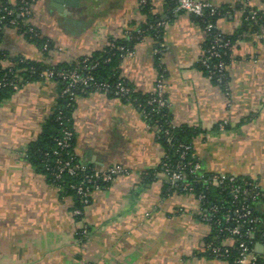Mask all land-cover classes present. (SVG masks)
Wrapping results in <instances>:
<instances>
[{
  "label": "crops",
  "instance_id": "1",
  "mask_svg": "<svg viewBox=\"0 0 264 264\" xmlns=\"http://www.w3.org/2000/svg\"><path fill=\"white\" fill-rule=\"evenodd\" d=\"M203 1L221 9L215 24L230 38L224 86L199 66L203 24L169 0H145L146 11L140 0H35L29 22L53 48L42 52L4 26L0 51L7 59L70 65L127 30L164 21L159 40L146 34L120 58L119 77L150 93L162 71L171 123L197 130L191 145L201 170L264 187V0ZM60 90L58 81H31L0 102V264H230L202 250L210 226L199 219L192 193L168 185L156 128L139 107L112 94L76 97L74 151L87 167L119 164L127 172L93 189L83 216L73 215V195L51 184L26 154ZM84 224L87 235L79 238Z\"/></svg>",
  "mask_w": 264,
  "mask_h": 264
},
{
  "label": "built area",
  "instance_id": "2",
  "mask_svg": "<svg viewBox=\"0 0 264 264\" xmlns=\"http://www.w3.org/2000/svg\"><path fill=\"white\" fill-rule=\"evenodd\" d=\"M140 1L141 3L145 2V0ZM34 2L35 0H19L18 5H16L15 2H10V0H0V24L5 22L6 26L15 28L22 36L28 34L29 39L42 38L37 27L29 22ZM169 2L174 6L175 10L190 13L200 19L212 17L219 13L218 7L203 0H169ZM255 15L256 13L253 12L250 18L254 19ZM164 23V21L155 22L149 26V29L154 30L157 34L161 33ZM203 26L208 41L203 48L199 66L210 80H214L218 85H225L227 70L225 57L230 46V39L211 20L203 21ZM21 27L24 29L19 31ZM143 31L140 29L136 30L137 33H143ZM128 35L129 31L127 30L125 31V37H128ZM155 37H158V35ZM154 39L156 40V38ZM114 40H111L108 45L119 50L121 57L132 53L133 50L126 49L124 46L116 47ZM52 48L48 40L44 41L41 45L42 52H49ZM3 58V60H7V65L2 66L6 68L7 73L0 77V87L9 86L13 91L18 90L20 86L25 84L20 74L22 71H29L31 75H37V79L33 81H61L64 86L60 91V96H67L69 102L75 101L77 97L75 92L84 86H91L93 91L96 92H113L119 97L127 96L135 91L131 85L123 81H118L114 86H111L107 82L95 81L90 72H83L81 70L86 68L88 56L83 57L81 60L82 65H77L75 68L56 67V64L50 62V59L47 58L46 60H41V63L45 65L43 70H39L34 66H30L29 68L19 67L18 61L26 62L27 58L25 57L19 58V60L7 59L5 56ZM1 63L2 59H0V65ZM93 67H95V64L90 65L89 69ZM150 95L151 97L147 101L148 105H154L156 109L168 107L167 98L164 93V75L162 71L158 72L154 89L150 92ZM176 127L171 121H167L165 127L156 128L157 137L159 132H162L165 140L171 143L172 130ZM71 138L72 131L64 127L60 138L57 139L59 150H54L53 152L55 158L52 161L53 166L49 172L51 178L55 181L60 180L63 173L79 178L76 182L69 184V187L74 190L80 203L79 206L73 207L72 210L73 215L79 219L83 216L84 209L90 202L91 191L107 186L117 175L126 173L127 170L119 164H112L104 169L87 167L79 161L74 150L66 152L65 156L62 157L61 152L69 148ZM192 149L191 144L179 142L175 145V151L179 156V160L174 164L169 163L167 161L168 156L164 152L160 162L168 185L188 193L192 192V186L190 182L186 181L187 175L196 176L197 172L201 169L199 162L196 161L191 164L190 161L186 160L188 154L194 155ZM234 178L232 175L215 173L208 181L210 185L218 187L227 180L230 183L228 191L233 197L232 203H230L232 205L223 209L222 212V208L215 204L208 207L201 206L198 210L199 219L210 227L214 226L216 228L213 240L206 242L202 250L220 259H227L229 255L228 247L236 241L235 237L251 238L255 231L259 229L257 227L259 222L260 226L262 227L263 225L262 228H264V220H260L251 214V208L246 201L247 198L254 201L264 197V187L257 181L247 183L250 186L249 188L242 185H231ZM241 196L244 197V200L240 199ZM196 197L198 201H201L205 196L201 193ZM87 232V226L84 224L78 229L77 235L79 238H83L87 235ZM259 245H261V251L257 249ZM237 251L238 255L234 260V264H256L258 254L264 253V232H262L260 240L254 244V247H250L244 240H240Z\"/></svg>",
  "mask_w": 264,
  "mask_h": 264
},
{
  "label": "trees",
  "instance_id": "3",
  "mask_svg": "<svg viewBox=\"0 0 264 264\" xmlns=\"http://www.w3.org/2000/svg\"><path fill=\"white\" fill-rule=\"evenodd\" d=\"M16 5H18L19 0L15 1ZM143 11H146L149 8L148 3L142 4ZM219 9V8H218ZM222 13L221 9H219V13L212 16V17H204L203 19H199L201 24H203V21L211 20V22L215 23L217 17ZM155 22H147L144 24H141L137 28L131 30L128 37H123L121 39L114 40L115 46H124L126 49L132 50L134 48V45L146 34H150L156 40H159V37L161 33H156L154 30L149 29V26L154 24ZM246 23V22H245ZM6 26L5 22H2L0 24V35L2 28ZM24 28L21 27L19 31L23 30ZM144 30L143 33H137L136 30ZM158 35V37H155ZM29 41L36 42L38 45H42V43L46 40L49 41L50 46H52V43L47 38H34L29 39L28 34L24 35ZM227 37V36H226ZM208 38V37H207ZM206 38L205 45L207 44L208 39ZM229 38V37H227ZM230 39V38H229ZM204 45V47H205ZM3 56L4 54L0 51V59H2V63L0 65V77L7 73L6 68H3L2 66L7 65V62H3ZM19 58H22V56H17L13 58V60H19ZM87 60V66L85 69H81L83 72L88 71L90 72L95 81L97 82H107L111 86H114L118 81H123L124 83H127L124 79L119 77L118 73V62L121 58L120 51L117 50L115 47H110L109 45L99 53H94L90 56H88ZM80 58L76 62L70 64V65H56V67H66V68H75L77 65H82ZM12 60V59H11ZM225 62L228 63V52L225 57ZM95 64V67L90 68V65ZM19 67H27L34 66L39 70H43L45 68V65L41 63V61H34L31 59H27L26 62H19ZM23 82H30L37 79V75H31L29 71H22L21 73ZM214 81V80H212ZM226 81V80H225ZM215 82V81H214ZM61 83V89L63 88V83ZM128 84V83H127ZM130 85V84H129ZM220 86H224L220 84ZM61 91V90H60ZM93 91L91 86H84L81 87V89H78L75 94L76 96L80 94H86ZM13 92V89L9 86H3L0 87V102L7 98L11 93ZM108 94H112L116 96L113 92H107ZM120 98L123 102H132L135 106L139 107L142 113L144 114L146 122L155 128L159 127H165L166 122L170 121V114L168 107L165 108H157L154 105H148L147 101L151 97L150 93H139V92H132L127 96H116ZM74 102L75 101H68L67 96H58L57 105L54 107L52 113L50 116L41 124L40 131L37 135V137L30 141L27 146L26 154L27 159L29 162L34 166V168L37 171H40L44 173L48 181L53 184L55 187L60 188L59 190L63 193L71 194L73 195L75 199V206H79V200L75 195V192L72 188L69 187L70 183H74L77 180H79L78 177H71L68 174L63 173L62 178L58 181H55L51 178L50 175V169L53 166V159L55 158L54 150H59L57 146V139L60 138L62 129L64 127L70 129L72 131V138L70 140V146L67 149H64L61 154L62 157L65 156L66 152L74 150L75 146V135L73 133L72 127H71V114L74 108ZM156 109V110H155ZM197 133V130L187 128L184 126H178L172 130V141L171 143H168L165 140V137L162 132H159L158 134V141L162 144L164 148V152L167 154V161L169 163L174 164L176 161L179 160V156L175 151V145L179 142L191 144V138L193 135ZM193 151V149H192ZM186 160L190 161L191 164L198 161V159L195 157V155L188 154L186 157ZM200 163V162H199ZM190 164V165H191ZM189 165V167H190ZM161 167V163L159 165ZM188 170V168H187ZM201 175V176H200ZM213 174L207 173L205 171H202L201 169L197 172L196 176L187 175L186 181L191 183L192 186V194L197 198L196 196L198 194L203 193L204 199H202L199 202V207H208L212 204H215L219 207H221V212L223 209H226L229 207V205H232V195L228 191L230 183L226 180L221 186H212L210 185L209 178ZM255 180L246 178V177H235L233 183L231 185H242L243 187H250L247 185L249 182H253ZM241 200H244V197H240ZM247 203L249 204L251 208V214L260 219L264 220V197L258 198L257 200L252 201L250 198H247ZM237 204V203H236ZM235 205V203H234ZM257 227L259 228L251 238H241V237H235V242L228 247L229 249V255L226 260L230 264H234V260L236 259L238 255L237 246L238 242L240 240H244L250 247H254V244L260 240L262 232H264V228L257 224ZM211 232L208 236V241L213 240V236L216 234V228L214 226L210 227ZM221 238V237H220ZM219 238V240H220ZM210 255V254H209ZM256 264H264V253H259Z\"/></svg>",
  "mask_w": 264,
  "mask_h": 264
},
{
  "label": "water",
  "instance_id": "4",
  "mask_svg": "<svg viewBox=\"0 0 264 264\" xmlns=\"http://www.w3.org/2000/svg\"><path fill=\"white\" fill-rule=\"evenodd\" d=\"M262 227H263V225H262ZM258 250L261 251V245L258 246Z\"/></svg>",
  "mask_w": 264,
  "mask_h": 264
}]
</instances>
